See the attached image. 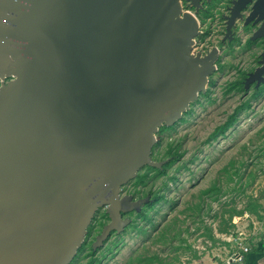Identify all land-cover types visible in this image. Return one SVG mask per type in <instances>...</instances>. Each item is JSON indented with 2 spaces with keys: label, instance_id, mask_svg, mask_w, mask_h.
I'll return each mask as SVG.
<instances>
[{
  "label": "water",
  "instance_id": "obj_1",
  "mask_svg": "<svg viewBox=\"0 0 264 264\" xmlns=\"http://www.w3.org/2000/svg\"><path fill=\"white\" fill-rule=\"evenodd\" d=\"M199 33L182 0H0V264H71L99 209L94 250L152 200L123 187L207 92ZM263 74L264 54L245 90Z\"/></svg>",
  "mask_w": 264,
  "mask_h": 264
},
{
  "label": "rangeland",
  "instance_id": "obj_2",
  "mask_svg": "<svg viewBox=\"0 0 264 264\" xmlns=\"http://www.w3.org/2000/svg\"><path fill=\"white\" fill-rule=\"evenodd\" d=\"M218 22L214 18L203 26L206 47L222 37ZM245 38L240 32L234 47L226 49L209 94L201 95L191 113L164 131L161 139L158 132L159 152H153L154 160H169L170 143L181 158L167 167L165 175H155L144 185L135 186L132 180L123 187V193L135 198L149 193L150 203L155 200L152 206L143 205L139 214L129 215L138 228L130 226L119 235L112 234L96 252L99 263L92 264H131V258L155 253L168 264H205L220 254L227 257L225 248L235 233L249 238L261 232L258 224L263 221L248 212L235 215L228 223L231 212L244 209L249 196L260 200L264 212V85L258 92L254 87L232 89L254 68L260 51L250 48ZM233 116L236 119L222 130ZM220 228H227L228 233H220ZM208 229L213 230V239ZM90 258L84 247L71 264H91Z\"/></svg>",
  "mask_w": 264,
  "mask_h": 264
},
{
  "label": "flooded vegetation",
  "instance_id": "obj_3",
  "mask_svg": "<svg viewBox=\"0 0 264 264\" xmlns=\"http://www.w3.org/2000/svg\"><path fill=\"white\" fill-rule=\"evenodd\" d=\"M256 0H198L196 1V6H191L190 1L182 0V10L184 12H189L193 14L199 23L200 33L194 39L193 49H196L201 52L202 55L209 53L213 49H218V59L215 63L216 70L213 75L210 76V82L208 90L211 85L215 81V76L219 71V64L221 63V59L223 54L230 48L234 47L235 43L238 42L239 33L246 35L245 43L249 44L250 48L258 49L260 51L257 54V59L255 60V66L250 71L244 73L242 79H244L243 84L245 85L246 79L254 73V71L262 66L263 54H264V38L259 37L256 39H252L254 34L261 28L263 22L256 21L258 17L264 16V0H259L257 4H255ZM234 14H241L244 16V19L237 17L235 21L232 23V39L226 38L228 21L226 19L227 16L232 12ZM249 18V23L246 25V18ZM216 19L219 22L220 27H222L223 33L222 37L216 41L211 48L206 47L202 39L206 38L207 31L203 28L205 23H211L212 19ZM234 44V45H233ZM239 47V46H237ZM198 54H200L198 52ZM200 54V55H201ZM264 77V74H263ZM241 79V78H240ZM264 83H261L259 87L256 86V82L251 84L250 87H254L255 89H259ZM246 91V90H245Z\"/></svg>",
  "mask_w": 264,
  "mask_h": 264
},
{
  "label": "trees",
  "instance_id": "obj_4",
  "mask_svg": "<svg viewBox=\"0 0 264 264\" xmlns=\"http://www.w3.org/2000/svg\"><path fill=\"white\" fill-rule=\"evenodd\" d=\"M236 84H237V86L236 87H232V89H236V90H239V91H244L245 90V88H244V84H243V82L242 81H237L236 82ZM256 91L258 92V90L256 89ZM209 94V92L208 93H206L205 95H208ZM191 111H192V109L190 110V111H188V112H186L185 114H187V115H189L190 113H191ZM236 119V116H233L232 118H231V121L230 122H228L223 128H222V130H226L231 124H232V122L234 121ZM175 126V125H174ZM173 127H171V126H163L162 128H160V131H159V134H158V137H159V139H161V137H162V134H163V132L164 131H166V130H170V129H172ZM158 144H159V142L158 143H156V145L154 146V148H153V150H152V154H153V152L155 151V149H157L159 146H158ZM169 149H168V152H167V154L170 156V158H169V160L163 165V167L162 168H157V167H153V166H145L144 168H142L141 170H140V172L138 173V175H137V177L133 180V184L136 186V185H144V184H146V182L149 180V179H152V177L153 176H155V175H158V176H160V175H165L166 174V169H167V167H169V166H171L174 162H176V161H179V159L181 158V154H179L178 152H177V148L176 147H173V144L172 143H170V145H169V147H168ZM157 152H159V149H157L156 150V152L155 153H157ZM161 160H164V159H161ZM216 189H217V187H216ZM212 189H210V191H211ZM136 193V192H135ZM147 195H149V193H147L145 196H141V197H146ZM155 200V199H154ZM153 200V201H154ZM152 201V202H153ZM152 202L150 203H148L147 205H149V206H152ZM261 208H262V206H261V202H260V200H258V199H255V198H253V196H249V199H248V202H247V204H246V206H245V208L244 209H240V210H236V209H234L233 210V212H231V214H230V218H229V220H228V223H231V220H232V218L235 216V215H238V216H240V215H243L244 214V212H248V213H251V214H254L256 217H257V219H259L260 221H264V215L261 213ZM100 210L101 209H99L98 211H97V213H96V215H95V217H94V220H93V222H92V224H91V226L89 227V232H88V235H87V238H86V240H85V242H84V244H83V246L79 249V253L84 249V247H87L88 249H89V255L91 256V258H93V257H96L97 259L95 260V258H93L92 260H91V258H90V260H89V262L88 263H93V261H96V263H99V261H100V259L96 256V252L101 248V247H99L97 250H94L93 249V247H92V244H93V242H94V240H95V238H93V240L92 241H90V242H88V240H89V237L90 236H92L93 234H96V233H100L101 231L100 230H102V228L104 227V225H105V221H106V219L107 218H109L108 217V215L105 213V212H103V213H100ZM133 213H136V214H139V212H136V211H133V212H131V213H128V214H125L124 216H128L129 217V215L130 214H133ZM141 215H143L144 217L146 216V214L145 213H142ZM99 216V217H98ZM131 218V217H130ZM146 218V217H145ZM132 218H131V222H130V224L127 226V228L128 227H133V228H135V229H137L138 228V226L136 225V224H134V223H132ZM234 225H235V223H233L232 224V227H234ZM126 228V229H127ZM125 229V230H126ZM208 231H209V236H211V238L213 239V235H212V233H213V230L212 229H208ZM220 233H228V229L227 228H220L219 230H218ZM124 232V231H123ZM123 232H121V233H123ZM230 233V232H229ZM112 234H116V235H119V234H117L116 232H112ZM111 234V235H112ZM110 235V236H111ZM236 235H238V234H234V236L236 237ZM96 237V236H95ZM110 238V237H109ZM107 241V240H106ZM105 244V243H104ZM103 247V246H102ZM187 249H190V246H187L186 247ZM108 250H110V248L108 249ZM131 264H168L167 262H164L163 261V259H162V257L160 256V254L159 253H155L153 256H143V255H139V256H137L135 259H133L132 260V258H131ZM130 264V263H129Z\"/></svg>",
  "mask_w": 264,
  "mask_h": 264
},
{
  "label": "crops",
  "instance_id": "obj_5",
  "mask_svg": "<svg viewBox=\"0 0 264 264\" xmlns=\"http://www.w3.org/2000/svg\"><path fill=\"white\" fill-rule=\"evenodd\" d=\"M264 215V212L262 213ZM258 224V223H257ZM258 228L261 230L260 235L259 232H255V234H252L249 238L242 237V235H236L233 237H230L229 242H227L228 245H226L227 253L225 254L227 257H218L214 256L213 261H206L205 264H264V221L262 224H258ZM240 236L241 240L244 239L245 245L249 244L248 247L250 248L249 252L244 253L242 252V249L238 247L237 245V239ZM239 240V239H238ZM231 241V242H230ZM222 255H224V250H221ZM243 254V261L240 263L232 262L230 260V257L236 254Z\"/></svg>",
  "mask_w": 264,
  "mask_h": 264
},
{
  "label": "built area",
  "instance_id": "obj_6",
  "mask_svg": "<svg viewBox=\"0 0 264 264\" xmlns=\"http://www.w3.org/2000/svg\"><path fill=\"white\" fill-rule=\"evenodd\" d=\"M192 52H193V54H198V52L201 54V52L198 51L197 48H196V49H193ZM201 55H202V54H201ZM246 216L248 217L249 215L246 214ZM239 235H241V234H239ZM238 239H239V240H238ZM238 239H237V244H238L237 246L240 247V248L242 249V252H244V253L249 252L250 248H249L248 246L245 245V243L243 242L244 239L241 240L240 236L238 237ZM242 255H243L242 253H241V254H236V255L233 254V256L230 257V260H231L232 262L240 263V262L243 261V256H242Z\"/></svg>",
  "mask_w": 264,
  "mask_h": 264
},
{
  "label": "bare ground",
  "instance_id": "obj_7",
  "mask_svg": "<svg viewBox=\"0 0 264 264\" xmlns=\"http://www.w3.org/2000/svg\"><path fill=\"white\" fill-rule=\"evenodd\" d=\"M209 87V86H208Z\"/></svg>",
  "mask_w": 264,
  "mask_h": 264
}]
</instances>
